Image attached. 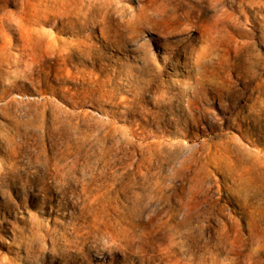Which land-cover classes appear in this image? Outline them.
I'll return each instance as SVG.
<instances>
[{
    "label": "rangeland",
    "instance_id": "374dc122",
    "mask_svg": "<svg viewBox=\"0 0 264 264\" xmlns=\"http://www.w3.org/2000/svg\"><path fill=\"white\" fill-rule=\"evenodd\" d=\"M0 264H264V0H0Z\"/></svg>",
    "mask_w": 264,
    "mask_h": 264
},
{
    "label": "bare ground",
    "instance_id": "6f19581e",
    "mask_svg": "<svg viewBox=\"0 0 264 264\" xmlns=\"http://www.w3.org/2000/svg\"><path fill=\"white\" fill-rule=\"evenodd\" d=\"M165 14V13H164Z\"/></svg>",
    "mask_w": 264,
    "mask_h": 264
}]
</instances>
